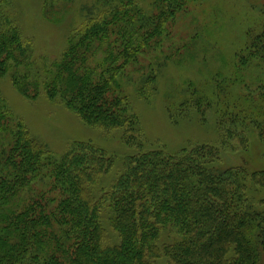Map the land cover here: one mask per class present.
Masks as SVG:
<instances>
[{"label":"trees","instance_id":"obj_1","mask_svg":"<svg viewBox=\"0 0 264 264\" xmlns=\"http://www.w3.org/2000/svg\"><path fill=\"white\" fill-rule=\"evenodd\" d=\"M99 1L108 6L114 2ZM117 1L110 19L88 22L71 39L55 63L47 92L53 96L57 86L65 106L91 126L122 129L123 144L135 152L124 157L120 174L96 197L91 188L111 170L113 157L77 141L51 160L46 145L18 121L10 138L1 142L0 264H264V210L248 201L249 187L264 189V170L221 167L218 147L209 144L174 153L146 149L125 97H108L125 66L163 34L188 0H154L155 14L144 12L134 0ZM113 33L121 37L122 49L110 50L97 75L83 64V53L95 42L107 43ZM25 52L0 1V77L9 62L20 65L17 54ZM241 58L264 59V32L251 37ZM25 79L16 75L14 82L28 95ZM256 95L261 101L255 105L264 112V85ZM5 118L0 109V140ZM256 128L264 141V119ZM36 175L50 176L58 198L40 195L19 207L15 196ZM106 215L112 234L102 222ZM167 231L178 238L161 241Z\"/></svg>","mask_w":264,"mask_h":264},{"label":"rangeland","instance_id":"obj_2","mask_svg":"<svg viewBox=\"0 0 264 264\" xmlns=\"http://www.w3.org/2000/svg\"><path fill=\"white\" fill-rule=\"evenodd\" d=\"M0 1L26 50L17 54L20 65L9 62L6 74L0 77V109L6 114L0 152L1 142L10 138L9 130L18 121L46 145L51 160L59 159L74 142H90L114 158L111 170L91 188L99 197L122 171L124 157L135 150L123 144L122 129L85 123L65 106L57 86L53 96L47 88L56 74L55 63L71 39L79 36L88 22L110 19L118 1L109 6L97 0ZM134 1L144 12L157 13L154 0ZM262 32L264 0H188L165 24L163 34L154 37L136 60L125 66L108 97H125L128 114L137 118L146 149L174 153L209 144L218 147L221 167L264 170V141L256 128L264 112L255 105L261 101L256 93L264 85V59L247 62L241 58L247 55L251 37ZM94 46L83 53V64L99 75L110 50L117 53L122 49L121 37L113 33L107 43L95 42ZM121 62L119 59L116 64ZM16 75L26 77L28 95L14 82ZM40 195L58 198L50 176L36 175L15 197L21 207ZM261 200L264 202V189L249 187L248 201L264 210ZM107 215L102 222L112 234ZM177 238L167 231L161 241Z\"/></svg>","mask_w":264,"mask_h":264}]
</instances>
